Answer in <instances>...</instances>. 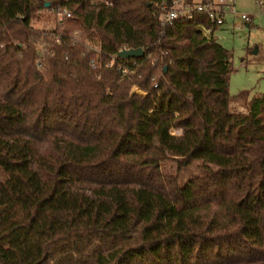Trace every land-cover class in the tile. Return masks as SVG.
I'll return each instance as SVG.
<instances>
[{"label":"trees","instance_id":"obj_1","mask_svg":"<svg viewBox=\"0 0 264 264\" xmlns=\"http://www.w3.org/2000/svg\"><path fill=\"white\" fill-rule=\"evenodd\" d=\"M58 4L72 15L31 25ZM210 22L164 24L156 0H0V264H264V93L232 110ZM90 42L150 56L122 76ZM167 159L205 170L182 183Z\"/></svg>","mask_w":264,"mask_h":264},{"label":"rangeland","instance_id":"obj_2","mask_svg":"<svg viewBox=\"0 0 264 264\" xmlns=\"http://www.w3.org/2000/svg\"><path fill=\"white\" fill-rule=\"evenodd\" d=\"M258 1L264 4V0H234L235 9L246 13L250 19L243 21L232 12H226L225 23L215 32L216 38L232 51L229 90L232 96L231 108L235 112L247 111L249 100L264 93V12L260 10ZM58 21L60 18L49 7L41 9L32 18L31 25L35 28L51 29ZM237 23H240L239 26H235ZM135 85L148 92L137 83H133L132 87ZM171 131L180 134L183 129L174 127ZM162 170L164 173L179 174L181 182L184 183L191 176L203 173L205 169L201 160L188 167L179 168L177 161L167 159L162 161Z\"/></svg>","mask_w":264,"mask_h":264},{"label":"built area","instance_id":"obj_3","mask_svg":"<svg viewBox=\"0 0 264 264\" xmlns=\"http://www.w3.org/2000/svg\"><path fill=\"white\" fill-rule=\"evenodd\" d=\"M157 4V11L160 13L162 22L164 24L173 23L176 19L180 18H187L193 19L196 13H206L210 18V24L207 25L205 23H200L199 27L201 28L204 35L208 37L216 38L215 32L219 28V26L223 25L226 21L225 13L232 12V14L241 19L243 21H248L250 16L244 12H238L234 7V0H173V3L169 5L165 0H156ZM258 5L260 10L264 12V4L261 1H258ZM50 10L56 14L60 20L64 19L65 17L71 16L72 12L68 9L67 6L64 5H52L50 6ZM240 23L235 24V26H239ZM46 33V32H45ZM47 34V33H46ZM52 37L59 40L60 35L58 33L52 32ZM80 30L76 29L74 31L75 41L79 39ZM217 39V38H216ZM36 43L38 45L40 53L48 52V43L46 42L45 35L42 37L36 38ZM89 51L92 52L90 55V65L94 67H98L102 62L106 66L113 65L117 63V70L120 71L122 76H128L136 72V65L138 62V58L140 57H124L119 54L120 50L124 47L119 49V52L112 53L110 56L106 58V60H102L101 58V48L98 45L90 42L88 45ZM145 49V48H144ZM146 57L150 56V52L146 51L143 56ZM141 56V57H143ZM152 62L155 64L157 62L156 59H153ZM41 66L42 63L39 62ZM155 80V86L158 85V81L156 77H153ZM174 128V127H172ZM180 130L178 129V132ZM172 132V131H171ZM181 134V133H180Z\"/></svg>","mask_w":264,"mask_h":264},{"label":"water","instance_id":"obj_4","mask_svg":"<svg viewBox=\"0 0 264 264\" xmlns=\"http://www.w3.org/2000/svg\"><path fill=\"white\" fill-rule=\"evenodd\" d=\"M49 4H50V2L48 1L46 3V5H49ZM254 50H256V49H254ZM119 54L121 56L128 57V58L141 57V56H143L145 54V49L142 46H139V47H124L123 49L120 50ZM165 68H167V65L165 66ZM135 93H140V94H142L144 96L148 95L147 91H144V90L140 89L136 85L132 87V90H131L130 94L133 95Z\"/></svg>","mask_w":264,"mask_h":264},{"label":"crops","instance_id":"obj_5","mask_svg":"<svg viewBox=\"0 0 264 264\" xmlns=\"http://www.w3.org/2000/svg\"><path fill=\"white\" fill-rule=\"evenodd\" d=\"M197 1V0H196ZM218 38V37H217Z\"/></svg>","mask_w":264,"mask_h":264}]
</instances>
